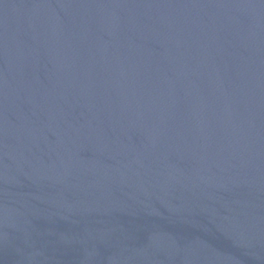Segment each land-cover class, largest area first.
<instances>
[{
    "label": "water",
    "instance_id": "95a60500",
    "mask_svg": "<svg viewBox=\"0 0 264 264\" xmlns=\"http://www.w3.org/2000/svg\"><path fill=\"white\" fill-rule=\"evenodd\" d=\"M0 264H264V0H0Z\"/></svg>",
    "mask_w": 264,
    "mask_h": 264
}]
</instances>
